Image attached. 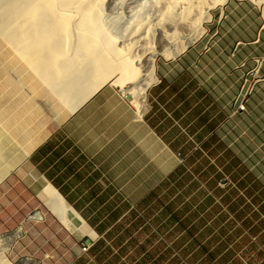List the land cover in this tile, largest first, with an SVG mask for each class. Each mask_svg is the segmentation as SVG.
<instances>
[{"label":"crops","instance_id":"1","mask_svg":"<svg viewBox=\"0 0 264 264\" xmlns=\"http://www.w3.org/2000/svg\"><path fill=\"white\" fill-rule=\"evenodd\" d=\"M218 25L211 46L221 51H229L222 42L225 26L234 51L264 46V6L229 0L219 8ZM202 68L198 55L162 68L145 94L142 113L128 93L106 83L29 153L37 177L29 174L45 181L37 195L46 203L50 182L95 229L89 251L74 255L71 264H264V236L228 234L232 225L218 220L222 206L215 191L213 198L207 195L209 204L153 205L151 218L131 203L165 193L170 176L215 134L212 116L199 141L201 116L223 95L220 88L210 91L207 82L211 87L213 82L203 77ZM190 138L199 147L190 150ZM131 212L143 217L127 218Z\"/></svg>","mask_w":264,"mask_h":264},{"label":"rangeland","instance_id":"2","mask_svg":"<svg viewBox=\"0 0 264 264\" xmlns=\"http://www.w3.org/2000/svg\"><path fill=\"white\" fill-rule=\"evenodd\" d=\"M238 1L264 6V2L258 3L254 0ZM222 6L223 4H217L211 9L212 17L205 23V32L183 52L171 58L159 55L156 62L159 79L160 70L162 68L166 70V66L171 62L183 58L190 60L193 56H199L203 65V77L211 80L214 85L212 88L213 85L211 87L207 82L210 91L220 88L223 92L222 98L216 97L215 101H210L208 110L205 112L206 117L202 115L204 109L200 113L203 128L199 133V141L202 134L209 132L207 120L212 116H214L212 124L215 134L208 143L202 144L201 147H199L200 142H194V139L190 138L189 148L194 145L198 146L197 150L200 153L189 155L187 162L189 164L184 163L170 176L171 182L166 184L170 188L165 193L157 197L153 192L145 196L142 201L137 203L131 201V203L142 207L140 209L144 211L142 215L151 218L153 205L161 203L186 206L195 203L209 204L213 201L207 195L210 193L212 197L215 191L214 197L222 206V213L218 216V220L227 221L232 225L228 234L264 236V46L253 45L252 51H234L236 47L233 44L234 37L230 35L227 26L223 27L222 42L229 45V51H221L217 45L211 46L212 34L219 29L218 11ZM90 11L96 13V19L103 18L110 32L108 40L117 38V43L120 45L125 39L124 27L128 15L131 12L144 15L148 9L141 6L139 0H102ZM154 12L152 11L151 14ZM217 36H220V33H217ZM207 42L211 43L207 44ZM2 43L1 40L0 236L14 233L20 227L22 228L18 237L11 242V248L8 251L10 260L14 264H71L74 262L72 260L74 255L89 251V243L93 235L83 226L81 218L72 211L68 213L71 220L70 225L67 226L61 222L37 195L45 181L35 179L29 174L33 171V175L37 177L36 169L29 162V153L38 146L42 138L43 141L44 137L47 138L69 116L70 111L63 107L60 99L49 88L33 78L29 71L22 70L21 65L16 61L13 63L12 60L16 59L13 50L4 49L8 46H3ZM136 43H139L136 46L137 50L140 52L145 50L142 46L144 42L139 36L136 38ZM23 71L26 73L24 74ZM16 82L19 83L16 84ZM3 84L6 86L4 87ZM113 84L119 86L122 91L126 89V93L134 100V96L128 92L129 83H124L122 87L120 84ZM147 90L146 93H148ZM5 92L10 94L7 95ZM47 97L53 98L52 101ZM1 102L7 106L4 107ZM16 104L18 107H15ZM21 108L25 111L24 113ZM229 132H231L230 140ZM211 145H214V148L211 149ZM79 214L82 216L81 213ZM94 215L95 218H101V213ZM142 215L137 216L135 213L132 216L131 212L127 218L141 219ZM206 215L208 216L209 213ZM110 218L113 217L110 215ZM86 222L88 223L87 220ZM236 222L237 226L234 225ZM88 225L90 226L89 223ZM81 263L84 261H76V264Z\"/></svg>","mask_w":264,"mask_h":264},{"label":"bare ground","instance_id":"3","mask_svg":"<svg viewBox=\"0 0 264 264\" xmlns=\"http://www.w3.org/2000/svg\"><path fill=\"white\" fill-rule=\"evenodd\" d=\"M100 1L102 0H0V39L3 46H8L4 49L13 50L16 59L12 62H18L22 70L29 71L33 78L49 88L71 113L108 82L120 86L129 83L128 92L134 96L135 105L142 113L146 90L158 79V56L171 58L183 52L205 32V23L212 17L211 9L228 0H139L141 6H145L148 11L144 15L137 12L128 15L124 27L125 39L120 45L117 38L108 40L110 32L103 18L96 19V13L90 11ZM152 11L155 12L151 14ZM137 36L144 42L142 46L145 50L142 52L136 47L139 45L136 43ZM8 93L5 92L7 95ZM5 94L3 93L4 96ZM13 129L15 130L14 127ZM44 195L47 205L61 222L69 226L71 220L68 213L72 211L81 218L83 226L92 232L87 222L50 182ZM21 230L20 227L14 233H8L9 236H0V264H14L8 251ZM92 233L96 236L94 229Z\"/></svg>","mask_w":264,"mask_h":264},{"label":"built area","instance_id":"4","mask_svg":"<svg viewBox=\"0 0 264 264\" xmlns=\"http://www.w3.org/2000/svg\"><path fill=\"white\" fill-rule=\"evenodd\" d=\"M85 248H87V247H85Z\"/></svg>","mask_w":264,"mask_h":264}]
</instances>
